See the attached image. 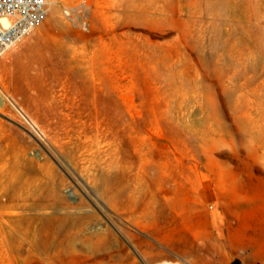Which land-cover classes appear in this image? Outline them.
Instances as JSON below:
<instances>
[{
    "label": "rangeland",
    "instance_id": "obj_1",
    "mask_svg": "<svg viewBox=\"0 0 264 264\" xmlns=\"http://www.w3.org/2000/svg\"><path fill=\"white\" fill-rule=\"evenodd\" d=\"M1 234L0 264H264V0L54 1L0 57Z\"/></svg>",
    "mask_w": 264,
    "mask_h": 264
},
{
    "label": "built area",
    "instance_id": "obj_2",
    "mask_svg": "<svg viewBox=\"0 0 264 264\" xmlns=\"http://www.w3.org/2000/svg\"><path fill=\"white\" fill-rule=\"evenodd\" d=\"M52 0H0V57L24 41L47 17Z\"/></svg>",
    "mask_w": 264,
    "mask_h": 264
},
{
    "label": "bare ground",
    "instance_id": "obj_3",
    "mask_svg": "<svg viewBox=\"0 0 264 264\" xmlns=\"http://www.w3.org/2000/svg\"><path fill=\"white\" fill-rule=\"evenodd\" d=\"M54 1H56V0H52L51 4L54 3ZM51 4H50V5H51ZM48 11H49V9H48ZM0 245H1L0 249L3 250V253L5 254V257H6V256L8 257V253H7V251H8V249H9L10 247L8 246L7 237H6V235H4V234H1ZM5 251H6V252H5ZM7 257H6V258H7ZM3 259H4V257H3ZM4 260H5V259H4ZM166 264H172V263H166Z\"/></svg>",
    "mask_w": 264,
    "mask_h": 264
}]
</instances>
